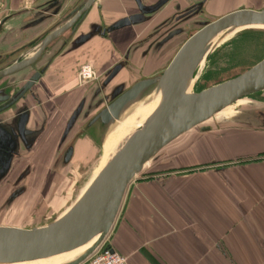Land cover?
Returning a JSON list of instances; mask_svg holds the SVG:
<instances>
[{
    "label": "water",
    "instance_id": "95a60500",
    "mask_svg": "<svg viewBox=\"0 0 264 264\" xmlns=\"http://www.w3.org/2000/svg\"><path fill=\"white\" fill-rule=\"evenodd\" d=\"M73 1L41 0L33 10L16 14L15 19L22 17L23 22L20 26L9 24L0 38V53L30 39ZM130 1L136 5L134 14L116 19L108 27L109 34L157 25L156 18L165 16V9L170 6L167 0L153 6L143 0ZM96 3L97 0H79L65 22L54 24L42 42L34 49H26L22 61L0 56V188L9 187L0 212L9 211L27 193L28 180L34 172L28 159L51 133L52 123L56 126L60 119L67 120L47 169L49 178L74 163L84 167L95 156L97 160L106 136L141 100L160 96V103L63 216L28 229L0 226V264L50 259L86 248L66 264L84 263L112 232L133 180L146 166L165 157L174 143L223 129L229 123L264 131V104L255 103L252 109L238 104L264 92V58L223 82L194 92L209 55L219 46L239 35L264 34V7L259 6L260 1L253 8H248L250 2L231 5L227 13L226 5L225 14L219 18L193 23L189 29L174 27L159 43L158 36L148 35L103 74L94 72L92 80L82 81L72 74L65 85L52 80L46 87L44 79L56 61L99 37L93 27L83 33L88 30L85 24L71 49H65V42L76 35L78 26L74 30L72 27L80 16L78 10L84 7L82 13L86 15ZM160 9L161 14L151 17ZM152 44L153 50L146 57ZM163 47L162 52L156 53ZM146 58L163 66L162 71L148 77L137 73L134 62ZM40 84L46 87L45 94L37 89ZM235 104L241 106L240 111L218 119L221 112ZM22 163L26 164L16 178L14 171Z\"/></svg>",
    "mask_w": 264,
    "mask_h": 264
},
{
    "label": "crops",
    "instance_id": "0c3cea01",
    "mask_svg": "<svg viewBox=\"0 0 264 264\" xmlns=\"http://www.w3.org/2000/svg\"><path fill=\"white\" fill-rule=\"evenodd\" d=\"M73 54L50 67L46 87L69 81ZM186 142L162 163L171 173L131 184L111 249L128 264H264V131L219 129Z\"/></svg>",
    "mask_w": 264,
    "mask_h": 264
},
{
    "label": "rangeland",
    "instance_id": "374dc122",
    "mask_svg": "<svg viewBox=\"0 0 264 264\" xmlns=\"http://www.w3.org/2000/svg\"><path fill=\"white\" fill-rule=\"evenodd\" d=\"M253 4L254 3L252 2V0H250L248 8H253L255 5ZM261 4L263 5L262 7H264V0L260 3V5H258L261 7ZM231 7V5H228L224 12H229V9H231ZM117 8L119 10L118 12L114 13L112 11L113 13L111 12L109 15L105 14V16H103L104 24L119 19L123 16H127L130 13H134L135 11L131 9V4H118ZM152 28L153 27L151 26L143 25L139 27L124 29L109 34L104 38L94 39L93 41L85 45L82 49L73 54V56L69 57V59L75 64L74 66L72 65L73 68L70 76H72L73 74L77 77L79 67L82 65V67H84V64L89 66L91 64L93 71L97 75L103 74L104 71L111 67V65L121 60L124 53L132 45L142 41V39L151 32ZM255 52L256 58L251 61L249 57H251V55L253 57ZM209 56L210 57L207 59L203 68L204 70L202 71L195 85L194 92H199L206 89L208 86L217 84L218 82H223L224 80L230 78L236 72L243 70L244 68L247 69L248 67H251L256 63L258 64V62L264 58V34L256 33L236 36L230 39V41L219 46ZM134 67L136 72L141 76L148 77L162 71L163 66H159L158 63L149 62L148 58H146L143 61L134 62ZM255 103L264 104V92L252 95L248 97L247 100H243L238 104H242L243 108H246L247 105L249 106L248 108H250ZM230 108V110H228V108L226 111L221 112L218 116V119L219 117H226V114L230 113L231 111H240L241 106L235 104ZM232 113L234 112H231L229 115H231ZM145 118L146 113H144L142 109H136L133 112L128 113L125 118L123 117L121 119V123L117 126L115 132H113L111 137L108 138L107 142L104 143L97 161V156H95L89 163H86L84 167H82V165L79 166V164L74 163L69 169L60 171L52 178L47 177V169L51 163L52 154H54V152L56 151L57 140L59 139V135L61 133L60 130L62 128H56L53 133H49L48 137L46 136L43 139V141L37 146L36 151L28 159L30 161V164L34 166V172L28 180L27 193L23 197H21L9 211L0 212V226L28 229L31 227L43 226L55 220L75 202L81 192L88 185L90 180L93 179V177H95L102 170L105 165L101 164L104 157L109 153L111 155V159V157L114 156L120 149L117 148L115 143L112 141L121 135L133 136L141 128V126L145 122ZM58 125H60L59 122L56 126ZM61 127H63V125ZM224 130L246 133L257 131L251 128L231 123L226 124L225 128H223L222 131ZM203 134H197L193 136L192 139L191 137L187 138L186 143L194 142L196 140V137ZM177 143H174L169 148V152L165 157L144 168V170L133 180L131 184H133L138 179H144L154 174L164 175L167 173H171L172 171H168L165 173L162 171V163L167 162L169 158H172L180 152V149L182 147L180 145L176 146ZM112 149L114 150V152ZM248 160L243 159L239 161L237 160L236 162L239 164ZM25 164L22 163L19 169L18 167H16L14 176L15 173H18ZM207 166H205V168H207ZM13 178H11L12 181ZM8 189V186L0 188V208L2 205L1 203L4 200V194L8 192ZM124 203L120 210V214L117 218L115 226L106 239V243L108 244L110 243L111 235L113 231H115V228L121 218Z\"/></svg>",
    "mask_w": 264,
    "mask_h": 264
},
{
    "label": "flooded vegetation",
    "instance_id": "af4514ba",
    "mask_svg": "<svg viewBox=\"0 0 264 264\" xmlns=\"http://www.w3.org/2000/svg\"><path fill=\"white\" fill-rule=\"evenodd\" d=\"M41 0H24L23 4H21L18 7H15L16 1L14 0H0V38L7 32V29L9 27V24H14L15 16L16 14H19L20 12L26 11V10H33L38 2ZM84 0H81L83 2ZM98 3H96L94 6L90 7L89 11L85 15L82 13L83 8L81 7L78 12L80 13V16L78 17V20L75 22L73 25L72 29L74 30L76 28V35L70 38L68 42H65V49H71V43L74 40L75 37L80 35V30L83 25L87 24L88 25V30L83 33H88L91 31L90 28H96V32L98 33L99 37L97 38H104L107 35H109L108 32V27L116 20L110 21L107 24L103 23V16L109 15L112 11L118 12L117 6L118 4H131V9L134 11L136 10V5L135 3L131 2L130 0H97ZM144 3L153 6L157 4L161 0H143ZM258 1L262 2L263 0H252V2L256 5ZM79 2V0H74L72 5L67 4L65 8H63L53 19V21L48 24L44 29L36 33L34 36H32L30 39L22 43L21 45L17 46L16 48L9 49L8 51L3 53H0V56H4L5 58H10V59H18L20 58V61L24 59V55L26 52V49H34L40 42H42L48 33V30L50 27H52L54 24L58 22H62L64 20L65 22V17L67 16L68 13H70L71 9L75 6V4ZM246 2H250V0H167V4L170 5L168 8L165 9L166 15H159V23L157 25H152L151 27L152 30L148 34L149 36H158L157 42L159 43L163 37H165L174 27H180L181 29H189L193 23L200 22V21H211L212 19H217L220 16L224 15L225 13L223 12V8L226 5H232V6H237L239 4ZM232 3V4H230ZM253 4V5H254ZM167 6V5H166ZM163 9H160L158 13L155 15H152L151 17H155L157 14H161V11ZM112 12V13H113ZM134 13H130L129 15H132ZM127 15V16H129ZM85 16V17H84ZM126 17V16H123ZM122 17V18H123ZM83 19V20H82ZM82 20V21H81ZM89 22H88V21ZM88 22V23H87ZM80 24V25H79ZM173 27V28H171ZM104 31V36H102ZM147 35V36H148ZM96 39L95 37L90 40ZM85 46V45H84ZM154 44H152L148 50V54H146V57H148L149 52L153 50ZM82 49V47L80 48ZM165 48L163 47L156 53H160L164 50ZM128 53H130V50H128ZM252 54V53H251ZM250 55V54H249ZM23 57V58H21ZM256 58V52L255 54L251 55L249 59L253 61ZM88 64V63H87ZM114 63L113 65H115ZM87 66L86 64H84ZM111 65V66H113ZM83 66V65H82ZM82 66L79 67L78 73ZM91 66V64H90ZM9 67V66H8ZM92 67V66H91ZM77 73V77H78ZM79 79V78H78ZM195 90V87H194ZM70 96V95H69ZM69 99V98H67ZM60 110V109H58ZM61 111V110H60ZM64 121V123H63ZM60 122V125L58 126H51L50 127V132L53 133L56 128L57 129H63L64 125L67 123V120H63ZM58 124V123H57ZM56 124V125H57ZM63 125V127H61ZM62 129L60 131H62ZM49 145V144H48ZM28 161H26L27 163ZM23 168L15 174L16 178L20 175L21 171ZM15 178V179H16Z\"/></svg>",
    "mask_w": 264,
    "mask_h": 264
},
{
    "label": "bare ground",
    "instance_id": "6f19581e",
    "mask_svg": "<svg viewBox=\"0 0 264 264\" xmlns=\"http://www.w3.org/2000/svg\"><path fill=\"white\" fill-rule=\"evenodd\" d=\"M160 96H157V97H154L152 98L151 100H148V98H145L143 100H141L129 113L133 112L134 110L136 109H142L144 113H146V118H145V122L146 120L152 115V113L156 110V108L158 107L159 103H160ZM231 107V106H230ZM229 107V108H230ZM228 109V108H227ZM225 109V110H227ZM224 110V111H225ZM144 122V123H145ZM121 123V120L119 121V123L117 124V126ZM143 123V125H144ZM143 125L141 126V128L143 127ZM116 126V128H117ZM116 128L109 134L106 136L105 138V142H107L108 138L111 137V135L113 134V132H115ZM131 136L129 135H121V136H118L117 138H115L112 142L115 143L116 147L117 148H121L122 146L125 145V143L127 142V139H129ZM103 143V145H104ZM103 147V146H102ZM113 150V149H112ZM116 150V149H115ZM102 151V149H101ZM114 152V150H113ZM116 152V151H115ZM110 154L108 153L103 161H102V165L106 164L107 161L110 160ZM115 156V155H114ZM97 161V160H96ZM147 167V166H146ZM98 175V174H97ZM96 175V176H97ZM95 176V177H96ZM93 177V179L95 178ZM87 188V186H86ZM85 191V189L82 191V193L80 194V196L78 197L77 200H79V198L81 197V195L83 194V192ZM68 211V210H67ZM65 211V213L67 212ZM64 213V214H65ZM62 214V216L64 215ZM86 248H81L79 250H76L74 252H71V253H67V254H64V255H59V256H56V257H53V258H50V259H41V260H37V261H33V262H25V263H36V264H66L70 261H72L73 259H75L77 256H79L81 253H83L85 251ZM16 264H22V263H16Z\"/></svg>",
    "mask_w": 264,
    "mask_h": 264
},
{
    "label": "built area",
    "instance_id": "2783aa9c",
    "mask_svg": "<svg viewBox=\"0 0 264 264\" xmlns=\"http://www.w3.org/2000/svg\"><path fill=\"white\" fill-rule=\"evenodd\" d=\"M94 71L87 65L80 69L78 78L89 81L94 78ZM82 264H128L126 257L114 252L106 241Z\"/></svg>",
    "mask_w": 264,
    "mask_h": 264
}]
</instances>
